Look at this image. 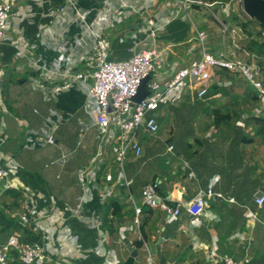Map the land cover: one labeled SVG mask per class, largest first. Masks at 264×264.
Here are the masks:
<instances>
[{"label":"crops","instance_id":"1","mask_svg":"<svg viewBox=\"0 0 264 264\" xmlns=\"http://www.w3.org/2000/svg\"><path fill=\"white\" fill-rule=\"evenodd\" d=\"M130 1L137 13L119 9L115 0H13L0 43V168L6 172L0 243L12 235L51 242L40 264H125L128 245L137 253L133 264H146L148 252L154 264L160 256L166 264H221L225 257L264 264V201L256 204L259 195L264 199L260 100L242 77L224 70L214 71L202 98L188 87L165 88L176 71L199 58L195 29H208L205 10L193 2L185 15L182 0ZM218 10L226 18L232 9ZM147 19L163 25L154 40L144 33ZM248 21L249 33L238 34V41L207 32V46L212 54L254 64L263 76L264 56L247 45L260 43L264 30ZM86 26L109 43L112 61L151 47L159 53L150 78L163 96L152 115L158 131L138 132L142 153L136 158L129 152L122 168L110 144L99 140L91 79L74 80L86 70L93 42ZM49 135L54 145L46 143ZM148 183L158 185L167 206L180 205L176 222L167 223L159 208L141 206ZM207 190L214 196L205 198L204 214L190 217L186 205ZM25 198L38 214L29 225L18 216ZM109 201L121 206L119 220L108 215L110 230L102 222ZM134 206L142 209L139 229ZM138 234L147 250L134 246Z\"/></svg>","mask_w":264,"mask_h":264},{"label":"built area","instance_id":"2","mask_svg":"<svg viewBox=\"0 0 264 264\" xmlns=\"http://www.w3.org/2000/svg\"><path fill=\"white\" fill-rule=\"evenodd\" d=\"M236 1L242 8V0H232L231 2ZM115 2L119 9H128L137 13L133 5L134 1L115 0ZM193 2L207 9L212 17L213 7H218L224 12L230 11L231 2L221 6L217 2L182 0V10L185 15L187 14L186 7ZM12 7L13 0H0V43L6 37L5 34L8 20L12 15ZM145 24L146 30L144 33L147 38L152 40L157 37V32L163 28V25H157L154 19L145 20ZM221 24L225 31H228L225 25ZM92 30V28L86 26V31L93 41L85 60L86 70L76 73L74 80L91 79L89 94L96 106L95 125L98 130L99 140L110 144L114 160L122 168L129 152L136 158L140 157L142 153L138 132L143 130L153 135L158 131V125L152 115L157 111L163 96L159 92L160 84L156 81H151L150 78L156 70L159 53H157L155 48L151 47L137 52L130 59L112 61L109 59V43L98 32ZM262 37L264 38V32ZM195 40L199 48V58L191 62L189 66L176 71L172 78L164 84L165 88L172 90L177 87H188L196 93L197 98H202L207 92V86L214 71L224 70L242 77L254 90L260 100L261 109H264V81L260 70L254 64L241 58H229L223 52L212 54L208 49L207 33L204 30L195 29ZM147 77H149V80L145 85V89L148 95L139 103H134L133 98L137 95L142 81ZM38 86L45 92L49 91L43 85L38 84ZM67 87L69 85L53 88L51 93L56 94ZM259 112L263 114L261 111ZM262 117L264 120V114ZM45 141L51 145L55 144L52 135H49ZM5 176L6 172L0 168V181ZM106 180H110V176H107ZM157 188L158 185L156 183H148L143 186L141 190V206H147L150 209L159 208L165 213V221L167 223L176 222L180 213V205L167 206L158 196ZM212 196L214 194L211 190L200 193L186 205L187 214L193 218L202 216L205 212V198ZM263 201L262 197L258 198L256 199V204L261 207ZM133 209L135 227L139 229V216L142 214V209L137 206H134ZM18 216L23 225H29L37 220L38 214L30 206L27 198L22 201ZM137 240L147 250L140 234H138ZM50 243L48 242L44 245L23 242L19 240L18 236L12 235L5 242L0 243V264H40L47 258V246ZM112 263L116 264L115 259L112 260ZM146 264H154V259L149 252ZM221 264L239 263L225 257L221 260Z\"/></svg>","mask_w":264,"mask_h":264},{"label":"rangeland","instance_id":"3","mask_svg":"<svg viewBox=\"0 0 264 264\" xmlns=\"http://www.w3.org/2000/svg\"><path fill=\"white\" fill-rule=\"evenodd\" d=\"M230 8L232 10L228 13L229 16H227L226 18H224V16L220 13L218 8L216 9L213 7L212 9L213 17L210 14V12H208L207 9L204 8L205 11H204L203 19L206 21L205 23L208 26L206 33L207 32L211 33L213 37L222 36L223 38L226 39V41H230V42L233 40L238 41V34H241V32H243L242 28L239 27V24L243 23V21H248L249 18L243 13L242 8L240 4L237 3V1L231 2ZM233 16L238 17L237 23H232L231 17ZM221 23H226L225 27L227 28L228 31H225ZM231 48L232 50H234L232 46ZM234 51L237 52V49H235ZM240 54L242 55V52H240Z\"/></svg>","mask_w":264,"mask_h":264},{"label":"trees","instance_id":"4","mask_svg":"<svg viewBox=\"0 0 264 264\" xmlns=\"http://www.w3.org/2000/svg\"><path fill=\"white\" fill-rule=\"evenodd\" d=\"M207 1L217 2L219 5L222 6L224 4L231 2L232 0H207ZM250 25H251V22L247 21V22L240 23L239 27L242 28L243 32L248 34L249 33L248 30H249ZM263 30H264V28H263ZM261 35H262V33L258 34V36H260V37H261ZM247 50H249L250 52H255L258 56H264V38L260 41V43L257 40H251L250 43L247 45ZM261 76H262V73H261ZM262 79H264V75L262 76ZM258 99L259 98H256L255 101L258 102ZM260 122H261V124L264 122L263 117H261ZM260 128H263V125H262V127L260 125ZM5 194L8 195V194H11V192L6 191ZM11 195H13L14 198L19 197V195L17 193H13ZM120 210H121V206L117 205V203L115 201H109L106 204H104L103 213H102L103 214L102 215V217H103L102 222H103L104 226H107V229L110 230L112 228V226L110 224L111 221L109 220L108 215L111 214L112 216H115L119 220L120 219V217H119ZM140 229H142V228H140ZM134 246L136 248H140L142 246V243L135 242Z\"/></svg>","mask_w":264,"mask_h":264},{"label":"water","instance_id":"5","mask_svg":"<svg viewBox=\"0 0 264 264\" xmlns=\"http://www.w3.org/2000/svg\"><path fill=\"white\" fill-rule=\"evenodd\" d=\"M242 10L249 19L256 21L261 27L264 28V0H242ZM148 80L149 77L142 81L137 95L133 98L134 103H139L145 96L148 95V92L145 89V85ZM258 198H260V195ZM128 250L130 251V256L125 264H133V259L137 256V253L135 250H132L131 246L129 245ZM158 264H166L165 258L163 256H160Z\"/></svg>","mask_w":264,"mask_h":264}]
</instances>
